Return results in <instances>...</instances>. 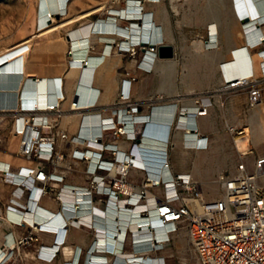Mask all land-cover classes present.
<instances>
[{"label":"built area","instance_id":"1","mask_svg":"<svg viewBox=\"0 0 264 264\" xmlns=\"http://www.w3.org/2000/svg\"><path fill=\"white\" fill-rule=\"evenodd\" d=\"M245 17L240 18L245 33V47L257 48L259 55L264 58V29L261 27L264 17L262 20H255L254 17L245 20ZM251 19L254 20L250 22ZM129 24H132V20ZM255 29L258 35L250 39V32ZM121 43L120 49L132 54L136 53V47L144 48L137 64L145 71L152 69L153 62L147 55L152 53L156 56V43L151 44L143 38L127 41L125 45ZM68 52L69 65L73 66L74 50L70 48ZM81 62L87 65L85 59ZM29 78L33 86L44 81L43 98L35 99L21 92L16 95L12 106L4 98L0 102V126L6 116L12 118V133L17 138L16 155L27 162L17 166L9 164L7 168L0 169L3 181L14 188L8 210L20 214L33 211L43 195L54 194L60 209L68 212L63 218L64 226L82 225L94 230L93 240L85 250L84 264H166L164 256L151 255L150 252L164 248L174 232L182 227L186 229L195 252L196 264H264V184L259 183L258 175L248 171L245 163L240 161L234 172H220L217 175L215 181L221 189V195L206 199L200 182L189 172L176 173L171 170L167 150L170 128L158 136L160 148L158 156L150 160L152 165L146 164L131 151L121 153L122 150L114 141L116 137L124 135L135 143L138 140L140 144L147 135V120H143L138 112L142 102L130 101L128 93H121L119 100L110 108V115L101 117L96 137L88 139L78 136L77 142L85 143V147L76 148L70 154L88 161V183L72 188L70 197H66L59 185L64 182L65 174L72 166L66 162V154L63 149H59L58 144L68 147L76 138L59 127V120L65 114H82L95 106L98 93L91 90L82 99L80 92L75 89L68 108L64 109L61 101L65 96L56 86L55 78L35 75ZM263 83L264 61L261 62L259 77L240 84L235 79L226 78L220 90L247 86V104L254 107L262 100ZM211 95L209 92L195 95L197 105L194 115L206 113ZM201 98L208 101L203 102ZM156 100L161 101L158 104L174 102L172 98L163 96L150 97L147 101L153 105L157 104ZM189 116L185 108L176 116L177 128L196 134L191 145H187L183 138L184 146L204 149L207 147L205 136L199 134L195 124H189ZM139 123L144 125L137 127ZM228 129L240 157L253 152L244 126L228 125ZM141 148L139 152L143 151ZM103 152H107L109 157H102ZM133 167L146 171L142 182L128 178L129 170ZM58 187L60 189L56 191ZM154 188L155 191H152ZM18 198H24V202H19ZM102 203L111 204L116 211L114 230L105 228V208L100 207ZM13 222L18 225L28 222L29 231L20 236L16 244L2 247L0 264H6L12 257L15 245L19 247L20 244L31 245L39 241L37 231H56V228L37 220L29 222L22 218ZM127 243L129 249L125 248ZM60 245L40 244L37 256L51 260Z\"/></svg>","mask_w":264,"mask_h":264},{"label":"rangeland","instance_id":"2","mask_svg":"<svg viewBox=\"0 0 264 264\" xmlns=\"http://www.w3.org/2000/svg\"><path fill=\"white\" fill-rule=\"evenodd\" d=\"M101 2L105 7L106 2L122 3L123 0H69L64 12L53 15L47 9L45 0H0L1 74L23 69L29 70L27 74L29 76L36 72L60 73L65 66L67 49L63 35L70 32L72 36L75 30L74 36L77 35V37L74 39L84 37L90 30L92 21L98 22L100 19H106L104 18L106 9L104 7L97 9L96 6ZM153 10L154 19L164 27L166 43L173 46L174 53L167 58L158 59L156 57V64L154 63L152 69L146 71L148 73L139 72L136 81L138 83L143 81L149 85L148 89L144 88V93L149 92L151 98L163 96L179 100L183 96L187 98L202 92H209L215 97L213 118L210 119L208 127L212 137V146L201 153L183 150L182 143L176 140L179 132L176 127V118L171 122L167 146L172 166L176 169L184 167V172H189L195 179L200 178L198 175L205 176L208 179L206 183L200 179L198 181L206 199H214L221 195V189L215 181L217 175L220 172L235 171L236 164L242 159L235 148L228 124L245 123L246 115L250 110L247 104L248 87L242 85L233 90H220L225 78L220 66L223 63L221 56L227 53L226 48L229 41L231 43L235 41L237 44L246 42L243 22L234 19L231 0H161L159 5L153 6ZM55 20L59 22V30L51 32L49 26ZM213 20L218 24L219 43L216 47L211 45L203 48L204 54L197 55L195 41L198 39L203 41L207 33L215 29V27L210 28L208 24ZM83 23L87 24L85 30L81 28ZM228 27H234L235 35L229 37ZM261 27L264 29V23ZM79 34L84 36H78ZM238 34L241 37H238ZM249 48L248 51L245 49L247 54L249 53V59L250 54H259L257 48ZM9 56L19 57L18 69L9 65ZM248 62L251 64L250 60ZM72 71L74 69L68 72L71 78L73 77L70 75ZM242 74L244 78L249 75L244 72ZM75 75L77 76L76 73ZM117 76H120V73ZM234 96H238V100L235 103L232 102L231 110H228L229 98ZM156 103H161V101L156 100ZM184 136L188 140V135ZM184 136L182 135V139ZM58 146L61 147V144L59 143ZM16 148L17 138L12 133V118L6 116L0 126V158L6 156L10 161L16 159L17 162L18 160L25 162L16 155ZM16 164V162L11 163L12 166ZM58 219L57 221L60 220ZM12 251H14L12 257L6 264H32L29 258L30 245L20 244L19 247L15 245ZM150 254L164 256L167 263L196 264L195 252L184 227L174 232L170 242L164 248L151 251Z\"/></svg>","mask_w":264,"mask_h":264},{"label":"crops","instance_id":"3","mask_svg":"<svg viewBox=\"0 0 264 264\" xmlns=\"http://www.w3.org/2000/svg\"><path fill=\"white\" fill-rule=\"evenodd\" d=\"M160 1L161 0H158V1H155V0L153 1L151 0H148V1L147 0H123L122 3L112 2V4H110L106 2L105 7H104V3L101 2V4H103V7L106 9V13H105L106 15L104 17L106 19H100L98 22L92 21V26L90 30L88 31L87 35L85 36L86 37L85 47H87V52L89 54L90 62L92 64V66L90 67L92 75L87 82V86H89V89L86 91V95H88L91 90H95L94 92L98 93L97 102L95 106L83 111L84 113L82 114L80 112L68 113V114L63 115L61 119L59 120V127L64 129L69 136L71 137L73 136L76 138L75 139L76 141L71 142L68 147H63V146L59 147V149H63L64 153L66 154L65 160L67 163H69L72 166V168L66 172L65 177H64V182L59 185V187L61 186L62 188L60 189L58 187L56 191L60 189V191L68 198L70 197L72 188L80 187V186L82 187V186L87 185L88 183V174L86 173L88 161L79 159V158H74L70 154L71 151L76 148L82 149L83 147H85V143L77 142V139H79L78 136L83 137V138H88V139H92L93 137H96L99 132V126H98L99 120L101 119V117H106L110 115V108L119 100V96L121 93H128L130 101L142 102L141 106H139L138 108V112L144 118L143 120H147V124H146L147 135L144 136L140 144H138V140L135 143L133 140H129L125 138L124 135H119L118 137L114 139V141L118 145V148L122 150L120 151L121 153L123 152L126 154L131 151L132 154H134L137 158L143 159L146 164L148 165L153 164V162H150V160L146 158L144 143L146 141L145 140L146 136L147 137L151 136L154 138L153 135H155V132L154 130L149 129V125L151 124L152 121L155 120L154 113L156 109L158 108L161 109L165 107V105L169 107V112H170V117H169L170 122L168 123L169 125H171V122L175 120L178 112H180L181 109L185 108L186 112L189 113L190 115L189 124H195L197 127V130L199 131V134L204 135L207 141V147L204 149L194 148L192 146H184V143L182 141V135H181L183 133L182 132L183 129L178 128L179 132H178V135L176 136V140L182 143L183 150L201 153V152L207 151V149L212 146L211 144L212 137H211L208 127H209L210 119L212 120L213 118L212 117L213 107L216 104V99L213 95L210 96L211 97L210 101H212V103L207 107L206 113L200 114V115H194L195 108L197 105V103L195 102V95L187 97V98H181L179 100H173L174 102L171 104L151 105L147 101L151 97L149 96V92L144 93L145 92L144 88L147 87L148 89L149 85L143 81L141 83H138L136 81V77L138 76L139 72L148 73L145 70H143L141 67H139L137 64L139 59L141 58V55L145 51V49L136 47L137 52L135 54H132L129 51L120 49L119 47V42H122L121 44L125 45L127 41H132V39L128 38L130 36H126L118 32L116 33L108 32V34L107 32H104V33L93 32L94 30H97L98 24L100 22H114V23L119 24V27H122V28L124 26H127V23H129L130 20H135L139 22L140 21L139 18H128L122 15L125 9L134 7V5L142 6L141 7L142 10L150 11L151 16L153 15V17H155L153 6L159 5ZM221 3L224 4L223 2ZM232 9H233L232 13H233L234 19L240 20L241 17L237 15L235 8L233 6H232ZM259 12L262 13V9H259ZM261 16L264 17V13H262ZM157 23L159 27L161 28V31L164 33V27L159 22ZM208 24H210L209 25L210 28L215 27V29L209 31L206 35V38H204L203 41L201 39H198L195 41L196 54L200 56L204 54L203 48L210 47L211 45L217 46L219 43V31H218L217 22L213 20V21H210V23ZM133 25H136V24H133ZM109 28H111V26H109ZM75 33L76 32L73 31L72 36H70V32H69V33L64 34L62 37L66 40L67 49L65 51V66H64V69L60 73L58 72L33 73V75L35 76H46L49 78H55L56 86L60 87L61 91L63 92L65 96V98L61 101V107L64 109L68 108L69 100L74 90L76 89L75 83L77 81L78 82L81 81L80 78L77 79V76L75 74L73 75L72 78L69 77L68 75V72L70 69H74V73L78 75V70L77 71L75 70V69H78V67L69 65V52H68L70 48L74 49V46H73L74 40H72V38L74 39L75 37H77V35L74 36ZM228 33H229V37L235 35L236 32H235L234 27H230V28L228 27ZM82 35L83 34H79L78 36H82ZM238 37H240L239 34H238ZM164 40H165L164 42L166 43L165 34H164ZM238 45H241L243 50L246 49L248 51L250 49L249 47H246V48H244L245 46L243 47V45H246V42H244L243 44H240V43L237 44L235 41L234 43H231L229 41V43H227V48H226L227 53L221 56L222 62H223L222 64H224V68H225V62L228 61L229 57H231V55L235 51V48ZM156 57H158L157 54L156 56H154L153 59H151L153 62V66L156 61ZM252 58H254L256 61L258 58V60L261 61L259 59L258 54H253ZM220 69H221V66H220ZM260 69H261V66L259 70ZM108 70L111 71L112 78H113L110 93L107 88V84L104 81V75L108 73ZM119 73H120V76H117V74ZM259 75L260 73L258 72L257 77ZM224 79H223V82H224ZM201 99L203 102L208 101V99L206 98H201ZM237 100H238V96L229 98L230 106L228 110H231L232 102L235 103ZM9 104L14 105V101ZM65 118H68V120L64 121ZM244 124L229 123L228 125L244 126L245 128H247L249 144L254 149L252 153L243 155L241 157L242 158L241 161L245 163V166L248 171L253 172L258 175L259 183L264 184V86H262L261 102L258 103L254 107H250V110H248V114L246 115V121ZM143 125L144 123L143 124L139 123L136 126L142 127ZM187 132H189V134H187L188 140L187 139L186 140L188 141L189 145H191V143L193 142V139H195V136L192 135L191 131H187ZM139 147H142L141 148L143 150L142 152H139ZM102 157L108 158L109 154L107 152H103ZM6 158L7 157L4 156L3 158H0V159H6ZM246 158L248 160H246ZM13 162L17 163L16 166L27 163L26 161L19 162L18 160L17 162L16 159H11L10 164ZM169 162H170L171 170L173 172H176V173L184 172V167L176 169L175 167L172 166L170 158H169ZM232 166L234 165L232 164ZM235 169H236V166H235ZM145 174H146L145 170L133 167L129 170L128 178L134 182H142L145 177ZM198 176L200 177L198 178L200 179V181L204 183L208 181V179L205 176H201V175H198ZM13 189H14L13 186L5 183L1 176V182H0V250L2 249L3 246L7 247L9 245L12 246L16 244V241L18 240V238L29 231L28 222H24V224L18 225L13 222L16 219L8 217V212L10 210L7 209V205L11 202L10 200L13 198V193H12ZM151 190L155 191V188ZM202 191H203V188H202ZM18 200L19 202H24V198H18ZM100 207L105 208V216H106L105 228L114 230V224H115L114 219H115V213H116L114 207L111 204L104 205L103 203L100 204ZM38 208L50 211L51 213L52 212L57 213V217L54 220H52L54 225H51L52 228H56L55 229L56 231H37L36 232L40 240L37 242H32V244L30 245L29 258H30L31 263L32 264H73V263L74 264H80V263L84 264L85 250L89 247L94 237L93 228L88 227V226H82V225L76 226V225H70V224H67L66 226H64L63 219L60 225L59 221H57L58 217L62 216V218H64L68 215V212L67 210L65 211L64 209L63 210L60 209L59 201L54 196V194L43 195L39 201ZM6 234L12 235L13 240L11 244H9L8 242H5V240L7 241ZM53 243H58V244L60 243L61 245L59 247L58 252L51 260H44L37 256V251H38L37 249L40 244L51 245ZM125 248L129 249L130 245L128 243L125 244ZM115 264H121V263L116 262ZM166 264H170V263L166 262Z\"/></svg>","mask_w":264,"mask_h":264},{"label":"bare ground","instance_id":"4","mask_svg":"<svg viewBox=\"0 0 264 264\" xmlns=\"http://www.w3.org/2000/svg\"><path fill=\"white\" fill-rule=\"evenodd\" d=\"M45 1H46L47 9L52 12V15L53 14H60V12H62V11L64 12V10L66 9L68 2H69V0H45ZM151 1H153V0H151ZM155 1H158V0H155ZM231 2H232V6L235 8V11L238 10L237 12L241 18H244L245 16H247L248 19L254 17L255 20H260V19L262 20L263 16H261V14L264 13V0H231ZM96 6L98 9H101L103 7V4L98 3ZM141 7L142 6L134 5V7H130V8L125 9L124 13L122 14L128 18H139L140 19L139 22L132 20V24H129L128 26H124L123 28L119 27V24L114 23V22H100L98 24L97 30H94L93 32H95V31H97L98 33L107 32V34H108V32L109 33L118 32L120 34L122 33L126 36H130L128 38L132 39V41H134L136 39L143 38L144 40L149 41L151 44L165 43L164 42L165 41L164 40V33L161 31V28L159 27L158 23L155 21L153 15L151 16L150 11L142 10ZM259 9H262V13H260L261 11L259 12ZM253 20L254 19H251L250 22H252ZM64 21H66V20H64ZM109 23L112 25H110ZM133 24H136V25H133ZM86 26H87V24L83 23L81 28L83 30H85ZM109 26H111V28H109ZM58 27H59V22L57 20H55V22L49 26V29L52 32L54 30H59ZM71 31H72V29H71ZM76 31H77V29H76ZM263 34H264V32H263ZM257 35H258V32L256 31V29L251 31L250 32V39L256 38ZM263 37H264V35H263ZM83 38H85V39H83ZM76 39H74V42H73V46H74L73 50H74V56H75L74 58L75 59L72 60V65L78 67V69H75V70L76 71L78 70L77 79L80 78L81 81L80 82L77 81L75 83V88L80 92L81 98L83 99V98L87 97L86 91L89 89V86H87V82L92 75V72L90 69L92 64L90 62L89 54L87 52V47H85L86 37L84 36V37H79ZM55 40H57V39H55ZM56 44H58V41H56ZM248 54L245 50H243L241 45H238L235 48L234 53L231 55V57H229L228 61L225 62V68H224V64L221 65V70H222L223 76L229 80L235 79L240 84V83L248 82L251 78L252 79L256 78L258 75V72L261 75V69L259 70V68L261 66L260 63L262 61H264V58L262 57V55L258 54L259 59L261 61H259L258 58L256 61L254 58H252L251 54H250V59H249ZM7 57H8V55H7ZM147 58L151 60L154 58V56L151 53V54L147 55ZM161 58H167V57L158 56V59H161ZM82 59H85L87 61V65H84L85 63L81 62ZM248 60H250L251 64H249ZM166 61H168V60H166ZM8 63L11 67L18 69L19 57H17V56L10 57ZM2 65H3V63H2ZM28 71H29L28 69H23V70H16V71L15 70L7 71L3 74H1V72H0V102H2L3 98H4V100H6L7 102L12 103L13 101H15L16 95H20L21 92L23 95H27V94L32 95V97H34L35 99L43 98V96H44L43 92H44V87H45L44 81L39 82L35 86L31 85L30 80H29L30 79L29 77L31 75L30 76L27 75ZM243 72L249 74L247 78L242 77ZM74 74H75L74 71L70 72L71 76H73ZM26 78H28V79H26ZM112 79H113L112 73L110 70H108V73L104 75V81L107 84V88L109 90V93L111 92ZM169 117H170L169 107L166 105H165V107H163L161 109L160 108L156 109V111L154 113L155 120L151 122V124L149 125V129L154 130L155 135H153L154 138L151 136H148V137L146 136V139H145L146 141L144 143L146 158L149 160H154L155 157L158 156V152H159L158 149L160 148L159 143H158L159 142L158 136L162 135L161 133H165V131L169 130V128H170V125L168 124L170 122ZM66 120H68V118L64 119V121H66ZM185 131H183L182 135L189 134V132H187V131H191V130H185ZM191 133H192V135H194L196 137V134L194 132L191 131ZM184 139L186 140V136L184 137ZM202 141L204 142V140H202ZM185 142L187 145H189L187 140ZM240 146H242L241 143H240ZM10 162L11 161L9 160V158L0 159V169L7 168V166L10 164ZM33 209H34L33 211L29 210V211L21 213V214L16 213L13 210H10L8 212V217L16 219V220H19L22 218H24L25 220H29V221L37 220V221L43 222L44 224L49 225V226L54 225L52 220H54L57 217V214L53 215L50 211L40 209V208H38V206H34ZM60 217H59L60 220L59 219L58 220H59L60 225H61L63 218H62V216H60ZM124 220H125V218H124ZM6 237H7V241L5 240V242H8L9 244H11V242L13 240L12 235L6 234Z\"/></svg>","mask_w":264,"mask_h":264},{"label":"water","instance_id":"5","mask_svg":"<svg viewBox=\"0 0 264 264\" xmlns=\"http://www.w3.org/2000/svg\"><path fill=\"white\" fill-rule=\"evenodd\" d=\"M248 18L245 17V20ZM156 53L158 56H163V57H170L174 53L173 46L169 43H162V44H157L156 45Z\"/></svg>","mask_w":264,"mask_h":264}]
</instances>
